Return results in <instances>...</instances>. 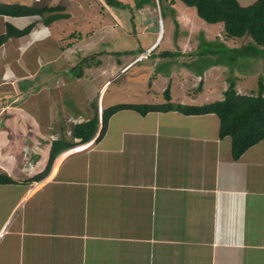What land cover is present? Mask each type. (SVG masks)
I'll use <instances>...</instances> for the list:
<instances>
[{
  "label": "crops",
  "instance_id": "1",
  "mask_svg": "<svg viewBox=\"0 0 264 264\" xmlns=\"http://www.w3.org/2000/svg\"><path fill=\"white\" fill-rule=\"evenodd\" d=\"M255 1L237 0L241 6ZM15 19L2 18V33L5 23L14 25ZM31 21L27 18L14 26L23 28ZM40 27L8 40L17 39L22 48L49 41V27ZM7 41L2 46L9 47ZM161 42L156 35L145 51L128 57L121 73L152 54ZM163 52L158 55L162 59L171 57ZM180 52L194 53L191 47H181ZM37 59L36 55L31 76L22 75L26 68L0 67V73L9 74L5 79L14 76L8 82L16 84V91L11 88L13 97L0 101V175L13 181L0 183V264H264V140L233 160L231 140L219 137L215 114L186 115L176 110L179 105L213 101L190 102L197 100L194 97L187 104L175 102L171 81L177 80L179 87L183 82L171 72L159 76L164 86L169 81L167 111L115 112L98 140L97 128L93 139L61 151L49 171L37 178L47 165L51 144L57 139L71 141L72 126L92 116V112L82 115L81 107L68 115L65 123L70 124L63 130L51 129L49 117L41 131L30 129L25 136L16 129V115L11 125L2 121L6 108L21 111L16 103L26 104L19 86L33 79ZM201 75L203 79L202 72L197 73ZM114 79L101 86V101L96 89L99 115L114 105H103ZM48 91L47 86L34 85L26 95L48 101L52 97ZM134 98L132 104L166 103L164 96L156 103ZM90 101L85 99V104ZM3 122L6 129L1 128Z\"/></svg>",
  "mask_w": 264,
  "mask_h": 264
},
{
  "label": "rangeland",
  "instance_id": "2",
  "mask_svg": "<svg viewBox=\"0 0 264 264\" xmlns=\"http://www.w3.org/2000/svg\"><path fill=\"white\" fill-rule=\"evenodd\" d=\"M27 1L0 0L4 3ZM52 1L56 4H65L63 12L69 17L54 22L51 28L45 27L46 31L52 34L48 38L49 41L36 42L35 45L31 43L22 48L17 39H11L7 41L8 48L0 47V67L4 66L3 70H10L12 66L26 68L28 72L22 75L33 74L35 68L31 67H34L36 60L34 57L38 56L39 67L33 79L20 82L21 101L27 98L26 104L16 103L21 111L6 108L2 116V121L8 120L11 125L10 121L16 115L18 123L16 129L24 136L30 129L37 133L41 131L49 117H52L49 123L51 129L60 127L63 130L65 124H70L65 123L68 115L75 114L81 107L84 116L95 112L96 108L94 110L92 107V101L98 93L96 89L100 90L103 83L112 76L115 79L106 89L104 107L110 102L114 105L132 103L136 100L135 96H140L137 98L139 101L156 103V100L163 98V90L169 82L166 81L164 86L165 81L159 76L169 75L171 72L183 82L179 87L175 83L177 80L171 81L172 93L178 99L174 101H181L184 104L188 103L186 100H195L194 97L197 100L190 102L221 100L231 83H234L233 90L239 94H257L260 81L264 87V57L242 56L235 53L236 50L248 47L252 43L246 38L225 39L221 24L204 22L193 8L186 7L179 0H162L160 6L158 0H154V5L144 3L140 9L134 6V0H119L121 3L117 7L108 6L102 0ZM2 18L0 16V33L3 31ZM26 19L16 18L14 25H20L22 23L19 22ZM39 26L40 29L44 28L41 23ZM71 34L76 35L71 37ZM158 34L160 39L162 38L158 49L145 56L131 70L121 73V69L129 63V60L126 61L128 57L145 51ZM45 37L43 34L42 39ZM181 47H191L194 53H181ZM164 50L175 52L168 54L171 57L165 60L158 56ZM261 53L264 54V49H261ZM10 55L12 60L8 59ZM51 58L56 61L49 62ZM149 72V76L146 77ZM200 72L203 79L202 75L197 76ZM77 73H80L81 78H76ZM7 76L9 74L5 72L0 73L2 81L0 101H9L13 97L11 88L16 91V84L9 83L13 82L15 77L5 79ZM5 80L7 82H4ZM34 85H42L44 88L47 86L52 95L50 100L28 98L27 95ZM186 88L191 94L187 95ZM103 91L104 87L100 90L99 101ZM45 96L48 97L49 94ZM89 97L90 104H85V99ZM171 103L176 105L172 101ZM99 108L101 109V106ZM1 112L0 109V114ZM2 125V129L7 128L4 122ZM7 132L9 135L13 133L11 129ZM40 140L46 142L44 138Z\"/></svg>",
  "mask_w": 264,
  "mask_h": 264
},
{
  "label": "trees",
  "instance_id": "3",
  "mask_svg": "<svg viewBox=\"0 0 264 264\" xmlns=\"http://www.w3.org/2000/svg\"><path fill=\"white\" fill-rule=\"evenodd\" d=\"M108 6H119V0H102ZM138 1V2H136ZM162 0H158L159 6ZM186 7L193 8L196 15L208 24H221L223 37L229 40L248 39L252 43L248 47L236 50L239 55L264 57V1L241 6L237 0H179ZM136 8L143 4L154 5V0H134ZM173 2V1H172ZM66 5L54 3L52 0H28L27 3L0 2V16L11 18H31L32 21L23 28H17L9 22L5 23V31L0 34V47L10 38H22L32 33L40 23L51 27L59 20L69 17L64 13ZM71 34L70 36H75ZM68 36V37H70ZM79 37V36H78ZM247 41V40H246ZM249 43V44H250ZM170 54V53H168ZM98 63V62H97ZM89 67V64L87 65ZM82 74V73H81ZM80 76V73H77ZM234 83L224 91L221 100L213 101L201 106H175L176 110L186 114H215L219 120V137H229L231 140V157L237 160L246 150L264 140V87L261 81L258 84L257 94H239L233 90ZM166 101L164 104H117L104 108L101 117V129L96 138L98 140L106 130L108 118L120 110H133L141 115L153 111H167L171 104L168 87L163 90ZM95 112L81 123L75 124L70 130L71 141L57 139L51 144L47 165L40 175L43 177L50 169L54 158L63 150L84 144L94 138L98 126V113L96 100L92 101ZM92 110V111H94ZM77 139L78 142H74ZM0 183H13L6 175H0Z\"/></svg>",
  "mask_w": 264,
  "mask_h": 264
},
{
  "label": "clouds",
  "instance_id": "4",
  "mask_svg": "<svg viewBox=\"0 0 264 264\" xmlns=\"http://www.w3.org/2000/svg\"><path fill=\"white\" fill-rule=\"evenodd\" d=\"M101 116H102V114H101ZM99 121H100V128L98 126H97V128L100 131V129H101V117H99V114H98V124H99Z\"/></svg>",
  "mask_w": 264,
  "mask_h": 264
},
{
  "label": "built area",
  "instance_id": "5",
  "mask_svg": "<svg viewBox=\"0 0 264 264\" xmlns=\"http://www.w3.org/2000/svg\"><path fill=\"white\" fill-rule=\"evenodd\" d=\"M98 127L100 128V121H99Z\"/></svg>",
  "mask_w": 264,
  "mask_h": 264
},
{
  "label": "bare ground",
  "instance_id": "6",
  "mask_svg": "<svg viewBox=\"0 0 264 264\" xmlns=\"http://www.w3.org/2000/svg\"><path fill=\"white\" fill-rule=\"evenodd\" d=\"M101 114V113H100ZM61 135V134H60ZM62 138V137H61Z\"/></svg>",
  "mask_w": 264,
  "mask_h": 264
}]
</instances>
